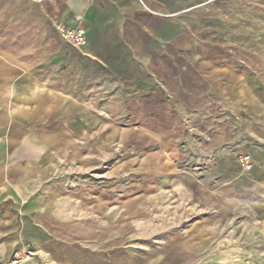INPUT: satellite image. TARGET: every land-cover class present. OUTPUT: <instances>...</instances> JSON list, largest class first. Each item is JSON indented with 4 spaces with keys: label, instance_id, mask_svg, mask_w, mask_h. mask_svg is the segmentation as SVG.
<instances>
[{
    "label": "crops",
    "instance_id": "obj_1",
    "mask_svg": "<svg viewBox=\"0 0 264 264\" xmlns=\"http://www.w3.org/2000/svg\"><path fill=\"white\" fill-rule=\"evenodd\" d=\"M100 139L137 150L152 193L116 204L60 177ZM8 188L27 220L17 264H240L264 249V0H0Z\"/></svg>",
    "mask_w": 264,
    "mask_h": 264
},
{
    "label": "rangeland",
    "instance_id": "obj_2",
    "mask_svg": "<svg viewBox=\"0 0 264 264\" xmlns=\"http://www.w3.org/2000/svg\"><path fill=\"white\" fill-rule=\"evenodd\" d=\"M122 141V139H100L98 154L83 155L82 158L77 159L67 155L66 171H60V177L77 181H93L91 186L87 183L84 188L90 189L91 187L93 192L99 191L102 194L107 192L115 194L116 204L117 200L121 201L123 197L131 196L132 198L143 193L146 188L139 186L141 178L138 168L139 154L137 150L134 152L133 146L130 148L128 145L123 146ZM91 146H94V142H88L86 148L89 149ZM109 150L113 153H107ZM60 164L63 165V163ZM71 189L74 190V187ZM5 191L4 197L0 198V264H17L20 259V247L17 249L13 245L16 242L25 243L23 235L27 220L22 217L24 212L19 213L21 205L14 203L15 191L12 188ZM146 193L149 195L152 192L147 191ZM118 196L123 197L117 198ZM10 245L12 250L9 249ZM262 248L255 251H238V262L240 264H264V249ZM24 253L26 254V250Z\"/></svg>",
    "mask_w": 264,
    "mask_h": 264
},
{
    "label": "built area",
    "instance_id": "obj_3",
    "mask_svg": "<svg viewBox=\"0 0 264 264\" xmlns=\"http://www.w3.org/2000/svg\"><path fill=\"white\" fill-rule=\"evenodd\" d=\"M56 29L59 34L64 38V40L73 45H81L85 41L84 34L74 28L68 27L66 25H57ZM240 164L243 171L249 172L251 170L250 159L248 156H243L240 159Z\"/></svg>",
    "mask_w": 264,
    "mask_h": 264
}]
</instances>
